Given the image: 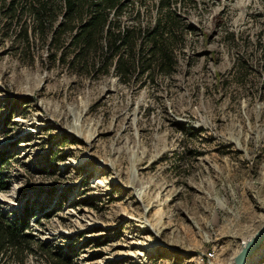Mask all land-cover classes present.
<instances>
[{
	"label": "rangeland",
	"instance_id": "374dc122",
	"mask_svg": "<svg viewBox=\"0 0 264 264\" xmlns=\"http://www.w3.org/2000/svg\"><path fill=\"white\" fill-rule=\"evenodd\" d=\"M179 5L177 65L154 84L76 75L0 28V210L27 209L21 264H232L263 226L264 0Z\"/></svg>",
	"mask_w": 264,
	"mask_h": 264
},
{
	"label": "trees",
	"instance_id": "16d2710c",
	"mask_svg": "<svg viewBox=\"0 0 264 264\" xmlns=\"http://www.w3.org/2000/svg\"><path fill=\"white\" fill-rule=\"evenodd\" d=\"M179 9V0H0V28L27 46L31 38L46 43L51 57L76 75L112 71L125 84L138 76L154 84L177 65L186 35ZM237 67L235 76H241L245 66ZM7 161L0 153V191L7 186L2 172ZM28 223L27 209L0 210V264H7L3 259L9 255L15 264L26 259L33 240L25 233ZM52 264L66 263L54 259Z\"/></svg>",
	"mask_w": 264,
	"mask_h": 264
},
{
	"label": "water",
	"instance_id": "95a60500",
	"mask_svg": "<svg viewBox=\"0 0 264 264\" xmlns=\"http://www.w3.org/2000/svg\"><path fill=\"white\" fill-rule=\"evenodd\" d=\"M264 243V224L260 230L248 241L244 242L238 255L234 258L233 264H245Z\"/></svg>",
	"mask_w": 264,
	"mask_h": 264
},
{
	"label": "bare ground",
	"instance_id": "6f19581e",
	"mask_svg": "<svg viewBox=\"0 0 264 264\" xmlns=\"http://www.w3.org/2000/svg\"><path fill=\"white\" fill-rule=\"evenodd\" d=\"M249 241V240H248ZM248 241H246V242H248ZM260 254V253H259ZM258 254V255H259ZM257 255V256H258ZM257 256L253 259L252 257H250L246 262H245V264H253L254 262H256V260H257ZM233 264V263H232Z\"/></svg>",
	"mask_w": 264,
	"mask_h": 264
}]
</instances>
